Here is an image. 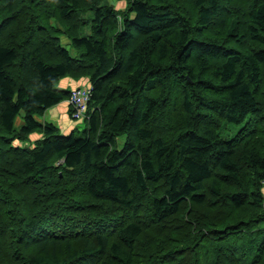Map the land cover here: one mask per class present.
Instances as JSON below:
<instances>
[{"label":"trees","instance_id":"trees-1","mask_svg":"<svg viewBox=\"0 0 264 264\" xmlns=\"http://www.w3.org/2000/svg\"><path fill=\"white\" fill-rule=\"evenodd\" d=\"M0 264H264V0H0Z\"/></svg>","mask_w":264,"mask_h":264},{"label":"crops","instance_id":"crops-1","mask_svg":"<svg viewBox=\"0 0 264 264\" xmlns=\"http://www.w3.org/2000/svg\"><path fill=\"white\" fill-rule=\"evenodd\" d=\"M86 80L80 82L72 79H62L60 81V87L64 89H70L71 91L77 87H80L79 84L85 85ZM42 122H53L56 124L62 133L67 131L72 132L77 128V121L72 118L71 115V105L69 101L61 102L60 104L49 108L43 116L40 117ZM41 135H33V138H39Z\"/></svg>","mask_w":264,"mask_h":264},{"label":"built area","instance_id":"built-area-1","mask_svg":"<svg viewBox=\"0 0 264 264\" xmlns=\"http://www.w3.org/2000/svg\"><path fill=\"white\" fill-rule=\"evenodd\" d=\"M90 97V92L86 90V88H76L72 91V96L69 100L70 104H72L75 109L72 117L76 119H83L86 117Z\"/></svg>","mask_w":264,"mask_h":264},{"label":"rangeland","instance_id":"rangeland-1","mask_svg":"<svg viewBox=\"0 0 264 264\" xmlns=\"http://www.w3.org/2000/svg\"><path fill=\"white\" fill-rule=\"evenodd\" d=\"M112 2H115L117 3V0H111ZM125 4L123 3H119V7H124ZM89 30L86 29V33L88 32ZM60 85V84H58ZM40 117V116H39ZM38 117V119H39ZM77 120V119H76ZM77 128L82 131L84 129V121L82 119L78 120L77 121ZM23 124V116L20 115L18 118H17V121H16V126H21ZM243 125V123H240V124H232L229 126V128H227L226 130L222 131V137L224 138H229V137H233L237 134V132H239V130L241 129V126ZM62 133V132H61ZM63 134H70L69 131L63 133ZM118 140L120 141L121 145H123L124 143V140H125V136H120L118 138Z\"/></svg>","mask_w":264,"mask_h":264},{"label":"clouds","instance_id":"clouds-1","mask_svg":"<svg viewBox=\"0 0 264 264\" xmlns=\"http://www.w3.org/2000/svg\"><path fill=\"white\" fill-rule=\"evenodd\" d=\"M74 90V89H73Z\"/></svg>","mask_w":264,"mask_h":264}]
</instances>
